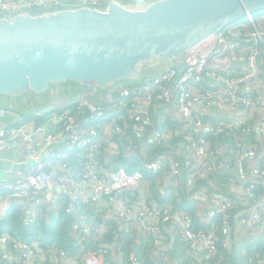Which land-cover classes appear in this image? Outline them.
I'll list each match as a JSON object with an SVG mask.
<instances>
[{
  "label": "built area",
  "instance_id": "2783aa9c",
  "mask_svg": "<svg viewBox=\"0 0 264 264\" xmlns=\"http://www.w3.org/2000/svg\"><path fill=\"white\" fill-rule=\"evenodd\" d=\"M106 1L108 0H0V13L1 16H11L17 13H31L34 9L42 12L68 7L101 9ZM114 1L126 4L131 0ZM261 12L257 18L249 15L246 20L242 17L228 23L216 34L184 53L176 62L177 66H163L156 70L151 78L140 82L112 84L110 91H114L115 95L108 97L102 104H95L91 98L103 94L106 88L94 89L82 94L80 92L71 99L65 100L61 108L77 104L78 108L84 106L92 114L88 119L94 121L95 124L89 125L84 130L79 127L76 117L68 113V110L62 114L51 109L35 113L41 115L52 111L50 117L53 119H50L55 126L53 130L62 131L63 140L59 148L61 150H54L50 158L54 172H49L39 160L42 143L48 146L56 141L53 130L50 131L33 120L23 121L19 127L11 126L7 129L0 127V152L11 148L14 143H19L17 163L21 165L14 171L12 180H5L0 185V191L8 192L5 197L0 196V200L5 203L3 209L0 210L1 217L13 198L33 202L44 194L49 185L55 187L60 194L52 198L51 207L57 205L63 194L68 195L72 203L80 199L86 190L84 188L71 189L70 167L65 158L76 149L86 148L91 158L89 164L80 163L85 170L78 176L94 179L91 190L89 189L90 200L95 202L97 193L106 195L109 203H116L119 218L135 217L141 230L153 238L155 248L167 240L160 224L161 221L175 224L178 242L185 241L189 247L197 250L198 257L194 259L193 264H210L211 259L218 255L217 241H220L223 247H230L232 236L229 230L245 228L249 221L253 228L258 227L260 237L264 239V193L258 189V184L264 181V151L260 152L261 144L264 145V78L258 74L257 66L260 52L257 45L259 43L264 51V11ZM232 63L243 64L247 71L243 73L241 69L231 68ZM235 72L239 74L234 75ZM130 95H134L135 98H133V107L127 112L126 117L132 131L141 138L143 148L172 147L168 152L158 154L151 159L144 157L146 171L156 172L167 169L170 176L183 177L188 190H192L196 180L205 174L227 172V169L233 167L237 188L246 198L250 199L249 206L254 208L250 216L248 214L238 216L234 228L230 226L233 218L230 211L234 202L229 197L221 193L209 195L205 189L200 199H195L193 194L190 195L193 201L206 200L212 203L214 212L211 216L215 213L220 214L223 223L220 240L218 231L214 227L207 231H192L189 228V216L178 210L173 211L169 205L149 208L143 203L136 208L129 203L126 197L117 199L115 197L117 192L138 189L142 185V172L128 173L126 169L119 168L112 173L108 181L102 174L90 173L91 164L96 163L92 155L98 153L104 143L111 140L114 134L123 133V126L111 119L118 117L120 111H123L122 108L126 105ZM160 110L164 113H174L181 121L182 126L178 133L183 134L185 140L178 146L170 145L173 131L157 127L155 115ZM210 110H212L211 115L214 120H204L202 116L207 115L206 113ZM227 111L231 115L229 119L225 115ZM0 114H5V110L0 108ZM98 124L101 126H97ZM61 125L64 126L63 130ZM225 130L245 134L254 133V138L260 146L239 141L227 150L226 145L219 144L217 154L204 135ZM112 144L113 142L109 144V147L114 149ZM173 153H176L178 157ZM259 158H261L260 162ZM26 160H32L33 164L23 169L22 165ZM230 161H234V165ZM72 208L73 206H67L65 211L70 212ZM34 216L31 217L34 218ZM146 217L148 220L143 221ZM74 227L83 236H87V229H80L77 225ZM8 241L7 236L0 235L2 248H7ZM13 248L20 251L16 254L18 261L35 253L41 255L40 249L34 252L31 245L28 246L21 242L14 243ZM23 249L24 252H22ZM105 252L101 250L88 253V260L85 264H107ZM59 256L66 257L67 255L61 252ZM51 259L54 262L58 261L57 257H51ZM156 259H161V251L157 253ZM133 261L139 264L136 258H133ZM262 263V260L257 261V264Z\"/></svg>",
  "mask_w": 264,
  "mask_h": 264
},
{
  "label": "water",
  "instance_id": "95a60500",
  "mask_svg": "<svg viewBox=\"0 0 264 264\" xmlns=\"http://www.w3.org/2000/svg\"><path fill=\"white\" fill-rule=\"evenodd\" d=\"M261 11L264 0H108L101 9L0 16V105L12 109L4 98L27 95L49 102L60 86L85 92L149 79L228 23ZM231 68L247 71L241 63Z\"/></svg>",
  "mask_w": 264,
  "mask_h": 264
},
{
  "label": "trees",
  "instance_id": "16d2710c",
  "mask_svg": "<svg viewBox=\"0 0 264 264\" xmlns=\"http://www.w3.org/2000/svg\"><path fill=\"white\" fill-rule=\"evenodd\" d=\"M39 12L42 11L37 9L32 11V13ZM255 13L256 14L251 13L254 14L252 15L253 18L259 16H256L258 12ZM244 20H246V18ZM245 43L248 44V42ZM257 48H259L260 51L257 58V66L260 70L264 71V51L262 50L261 43L257 45ZM233 70L238 71L236 69ZM133 98H135V96L130 95V98H127L128 101H126V105L122 108L123 111H120L119 115L117 114L118 117L111 119L115 123L123 126V133L121 135L114 134L111 140L106 141L103 148L98 153L92 155L93 160L99 163L102 162L105 167L107 166L110 173L115 172L119 168L126 169L128 173H133L135 171L142 172L143 183L141 188L146 189L145 191L148 193L145 203L143 202L146 206L151 208L150 203L152 202L159 207L169 205L173 211L178 210V212H182L191 218V226L189 225V228H191L192 231H207L214 227L218 231L217 234H219L218 238L220 240L223 228L220 214L215 213L211 221L203 220L204 218L198 215L199 213L197 211V207L201 204V201H193L191 199L193 197L190 198L189 194L204 188L209 195L221 193L229 197L234 202L230 211V215L233 216L230 221V226L234 228L236 218L245 214L244 209L248 207L251 201L246 198L243 193H240L242 198H238L229 190L230 185H234L237 182L233 167L227 169V172L209 173L198 178L189 193H187L188 187L183 177H172L169 175V170L167 169L156 172L146 171L143 162L145 160L144 157L151 159L158 154L168 152L172 147L157 146L150 149L143 148V144L140 142L141 138L132 131L130 122H128L126 117L127 112L133 107ZM0 108L7 110L2 105H0ZM52 110L58 111L59 114L68 110V113L76 117L79 127L83 130L89 125L95 124L94 121L88 119L92 114L84 106L78 108L77 104H72L64 109L55 108ZM46 114L48 115V112L43 113V115ZM39 116L41 115H36L34 113L23 114L20 116L23 120L17 121V119L8 121L4 128L7 129L11 126L19 127L26 119L33 120L36 124H41L39 123ZM202 118L207 121L214 120L213 116L208 114L203 115ZM155 123L159 128H168L173 131L174 134L171 138L170 145L175 144L178 146L180 142L185 140L184 135L178 133L182 126L180 120L173 119L167 113L160 110L155 115ZM61 129H64L63 125H61ZM204 137L216 153L219 144L226 145L227 150L232 148L239 141L260 146V143L254 138V133L245 134L239 131L225 130L218 133H205ZM111 142H113L111 146L114 149L109 147ZM106 148H109L111 153H109ZM173 155L178 157L176 153H173ZM90 158L91 156L88 150L83 148L76 149L70 153L67 158H65V161H68L70 172L72 171L78 175L82 174L85 170L84 167L80 166V163L85 162L89 164ZM260 159L261 158L258 159L259 162ZM230 163L234 165L235 162L230 161ZM166 179H168L169 182L164 184ZM259 186L261 185L258 184V187ZM259 191L264 193L261 189H259ZM7 194V191H0L1 197H5ZM115 197L119 200L125 197L128 198L129 203L133 207H136L133 205L134 202L139 201L137 189L117 192ZM104 198L108 202V197L106 195H104ZM68 201L69 199L67 196L63 194L57 205L51 207L44 216L38 213L34 218L30 217L28 219L25 218L21 205L12 202L6 210V213L0 218V235H5L9 238L7 250L9 252L12 250L15 251L13 245L17 242L26 245H31L33 242H36L41 250L40 259L42 264H53L54 262L51 257H57L58 259L61 252L67 256L79 258L84 254L99 252L101 250L106 251L104 254L107 264H117L110 256L111 251H115L120 255L123 264H133L131 261L132 258H136L139 264H184L185 261L183 263L181 258L183 260L189 259V257H184L183 253L178 254L179 252L177 251L180 248L178 243H176L171 250L161 251L160 260L151 257L152 247L144 240L146 237L144 235L147 234H145L141 228L136 226L134 230L127 228L125 231L119 229L120 225L117 221H102V210H96L100 208H93L90 201H84L80 198L73 203V205H75L73 208L77 211L84 209V225L88 227V234L87 236H83L74 227L75 217L72 211H65ZM110 204L112 205V203ZM128 219H130L128 222L133 220L131 218ZM162 223L165 222L161 221L160 224L162 225ZM217 248L218 255L211 259L210 264H257L258 260H262V264H264V239L259 236L252 237V241L238 242L237 239L232 240L231 248L223 247L220 241H217ZM22 262L23 260H21L19 264H22ZM0 264L18 263L16 261L9 262L1 260Z\"/></svg>",
  "mask_w": 264,
  "mask_h": 264
},
{
  "label": "crops",
  "instance_id": "0c3cea01",
  "mask_svg": "<svg viewBox=\"0 0 264 264\" xmlns=\"http://www.w3.org/2000/svg\"><path fill=\"white\" fill-rule=\"evenodd\" d=\"M261 13L262 12H258L256 16H258ZM254 14H256V13H254ZM241 72H243V70ZM235 74H239V72H235L234 75ZM258 74L264 78V71L260 70L259 67H258ZM81 91H82V89L80 90V89H78V87L70 86V85L53 88L51 93H50L52 101L50 100L49 102H45V100H46L45 98H41L39 96H34V95H27L25 97L17 98V99L4 98L2 103L6 104L7 106H9L12 109H7V110H5V114H0V127H5V125H7L8 121H13V120H17V119L23 120L22 117H20V116H22L23 114L34 113L32 111H38L40 109H44L47 107L61 108L65 103L64 100L67 97L70 98L72 96H75L78 93H80ZM65 92H67L66 93L67 96H64L62 98L57 99V102H59V101L61 102L58 106H50L55 102L53 100L60 97L61 93H63V95H65ZM105 92L106 91H104L102 93H105ZM109 94H110V91H109V93L105 94L103 97L101 96L102 98L101 97H96L95 99L93 98V102H95V103L104 102L106 100V99H104V97L108 96ZM68 95H70V97ZM22 111H25V112H22ZM20 113H22V114H20ZM211 113H212V110H210L209 113H206V114H210V116H212ZM216 113L218 114V112H216ZM167 114L171 118L177 119L176 115L174 113H167ZM229 114H230L229 111H227L225 114L227 119L231 118V115H229ZM39 120H40L39 123L44 125L48 130L52 131L54 129L55 126L53 125V122L50 119L49 115L41 114V116H39ZM28 121H30V119L25 120V122H28ZM97 126H101V125L98 124ZM52 132L55 136L56 141L53 144L48 145V146H46L44 143H42V145H41L42 150L40 151V155H39L40 162H42L44 164L45 168L49 172L55 171V170H53V167L51 164L52 162L50 160L51 153L54 150L56 151L57 149H58V151L61 150L59 148H60V144L62 143V140H63V135H62L61 130H59V131L53 130ZM261 145H262V147L260 149V152L261 151L263 152L264 151V145H263V143ZM18 149H20V144L14 143L11 148H9L3 152H0V185L5 180H12L14 177V171L18 167L21 166L20 164L17 163V161H18V158H17ZM106 150L109 153H111V150L109 148H106ZM32 164H33L32 160L31 161L26 160L24 162V164L22 165V168L23 169L29 168V167H31ZM91 165H92V167L90 168V173H95L94 175L102 174L107 181L111 179L112 173H110L108 171L107 166L105 167L102 162L99 163L96 161V163H94V165L93 164H91ZM69 180L71 183L70 185H71L72 190H76L78 188H84L86 190L85 194L81 195L80 198L84 201H87V200L90 201L93 208H97V207L100 208V209H96V210H102L101 211L102 212V218H101L102 221H111V220L117 221L120 225L119 229H123V230H125V229L127 230V228H131L132 230H134V229H136V226L138 228H140L139 222L135 219V217L134 218L131 217V219H133V220H131V222H128L130 220L128 218H130V217L119 218L117 215V211H116V205H115L116 203L111 205L104 198L103 194L97 193L95 195V202H92L90 200L89 189L91 190L90 187L94 183L93 178H89V179L87 177L81 178L78 175H76V173L71 171V172H69ZM167 182H169L168 179L165 180L164 184H166ZM260 185L263 187V189L261 186H259L258 189H261L262 191H264V181H261ZM237 187L238 186L236 185V183L234 185L231 184L229 187V190L232 192V194L234 196H237L238 198H242L241 194H240L241 192ZM137 190H138L139 201L134 202V204H133L134 206H136V208L140 207V205H142L143 202L145 203V199L148 195L147 191H145L146 189L141 188V186ZM203 190H204V188H202V189H200V191H196V192L191 191L192 193H190L189 195L193 194V197L195 199H200L201 194H203ZM189 192H190V190L187 189V193H189ZM59 195L60 194H59V192H57V189L55 187L49 185L47 190L44 192V194H41L33 202L24 201V200L19 199V198H15V199L13 198L10 203H12V202L19 203L21 205V208H22V211H23L25 218L28 219L33 215L36 216L38 213H40L44 216V214L48 210L51 209L50 202H51L52 198L53 197L56 198L55 196L58 197ZM68 197L69 196L67 195V198ZM2 201L3 200H0V210L3 209V207L5 206V203ZM66 206L75 207V205H73V203L70 201V199H69ZM150 206H151V208H154L157 205L152 202V203H150ZM101 208H103V209H101ZM72 209L74 210L75 215H77L78 217H80L82 219V224H80L79 222H77L75 220L74 225H77L78 228H80V229H87L88 230V227L84 225V222H85L84 221L85 216H83L84 215V209H82L80 211H77L75 208H72ZM213 210H214L213 204L210 203L209 201H206V200L201 201V204L197 207V211L199 213L198 215H200L202 218H204L203 220H205V221H211L212 220L214 215L211 216V213L214 212ZM253 210H254V208L248 205V207H246L244 209V213L248 214L250 216L254 212ZM97 212H100V211H97ZM5 213H6V211H4L3 214H5ZM0 218H1V211H0ZM147 220H148V217L143 218V221H147ZM190 221H191V218H190ZM103 223H105V222H103ZM190 226H191V222H190ZM257 228L256 227L253 228V226L251 225V222L249 221L245 228H243V227L237 228V230L230 229L229 234L232 236L231 241L235 240V239H237L238 242L252 241V237H255V236L260 237V232H259V229H257ZM162 230H163L164 234L166 235L167 240L162 242L157 248H155L153 246V238L148 234L144 235V236H146L144 240L147 241L148 244L152 247L151 257L156 258L157 253H159V251L171 250L174 247V245L176 243H178L180 245V248L177 251V252H179L178 254L183 253L184 257H186V258L189 257V259H187V260H183L181 258L182 262L184 263V261H185L184 264H186V263L187 264H193L194 259H196L198 257L197 250L192 248L191 246L189 247V245L185 241L178 242V237L175 234V230H176L175 224H173L171 222L164 223V224H162ZM231 244H232V242H231ZM31 247L34 250V252H37V249H39L36 242H33L31 244ZM228 248H231V246ZM1 252L8 254L10 257H13L11 259H4V260L9 261V262L16 261L18 264L21 262V261H18L16 258V254L19 253L20 251H16V250L13 251L12 250L11 252H9L7 250V248L0 247V253ZM87 256H88V253L80 256L79 258L74 257V256H69V255L66 257H58V261H56V262L53 261L54 262L53 264H85V262L88 260ZM110 256L117 264H123L120 255L117 254L115 251H111ZM131 261L133 262V264H135L133 261V258L131 259ZM0 262H1V255H0ZM22 264H42V261L40 259L39 254L35 253L34 255L24 257Z\"/></svg>",
  "mask_w": 264,
  "mask_h": 264
},
{
  "label": "rangeland",
  "instance_id": "374dc122",
  "mask_svg": "<svg viewBox=\"0 0 264 264\" xmlns=\"http://www.w3.org/2000/svg\"><path fill=\"white\" fill-rule=\"evenodd\" d=\"M31 13H32V12H31ZM243 17H244V16H243ZM252 26H253V25H252ZM112 84H113V83H112ZM112 84H109V85H107V87H105V88H106V90H105L106 92L103 93L102 95H96V96H93V97H92V102H93V98L95 99L96 97H101V96L103 97L105 94L109 93V91H110L109 89L111 88V85H112ZM90 91H91V90H88V91H85V92H81V94H82V93H87V92H90ZM114 95H115V92H114V91H112V92L110 91V94H109L108 96H106L107 98L104 97V99L107 100L108 97H110V96H114ZM68 96L70 97V95H68ZM71 96H72V95H71ZM72 97H73V96H72ZM72 97L67 98V99H65V100L71 99ZM102 97H101V98H102ZM65 100H64V101H65ZM106 100H105V101H106ZM53 101H55V102H54L52 105H50V106H58V105L61 103L60 101L57 102V98H56L55 100H53ZM105 101H104V102H105ZM104 102L95 103V104H102V103H104ZM49 109L52 110V109H55V108H53V107H47V108H46V110H49ZM53 111H56V110H53ZM47 112H48V111H47ZM51 112H52V111H51ZM51 112H48V115H49V116H50ZM56 112H58V111H56ZM46 115H47V114H46ZM50 118L53 119V117H50Z\"/></svg>",
  "mask_w": 264,
  "mask_h": 264
},
{
  "label": "clouds",
  "instance_id": "9594fccd",
  "mask_svg": "<svg viewBox=\"0 0 264 264\" xmlns=\"http://www.w3.org/2000/svg\"><path fill=\"white\" fill-rule=\"evenodd\" d=\"M252 15V14H251Z\"/></svg>",
  "mask_w": 264,
  "mask_h": 264
}]
</instances>
